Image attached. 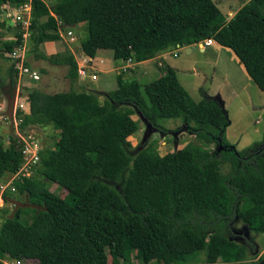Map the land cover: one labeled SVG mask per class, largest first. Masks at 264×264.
<instances>
[{
    "label": "trees",
    "instance_id": "obj_1",
    "mask_svg": "<svg viewBox=\"0 0 264 264\" xmlns=\"http://www.w3.org/2000/svg\"><path fill=\"white\" fill-rule=\"evenodd\" d=\"M30 4L28 53L53 65H67L70 82L77 66L70 51L44 54L39 46L60 39L61 25L82 23L79 47L92 58L108 49L114 59L140 62L170 48L211 39L227 47L250 81L264 94V0H248L224 20L212 0H0ZM0 22V27H3ZM8 28L6 27V30ZM3 41L6 50L20 42ZM10 83L16 69L9 66ZM115 88L101 102L87 91L45 93L28 89L20 123L58 129L52 149L39 154L37 173L13 182L35 207H17L0 223V253L36 264H112L129 255L143 263L185 264L205 250V264H242L254 244L235 242L232 222L264 232V139L237 151L224 139L225 111L203 93L194 101L171 67L141 84L116 75ZM136 111L154 129L179 119L202 143L159 155L151 142L133 154L126 137L137 129ZM215 144L217 150L205 146ZM22 142H0V177L22 164ZM227 163L225 174L219 170ZM45 180L66 190L52 193ZM5 199V196L3 197ZM31 211L29 221L19 219ZM220 257L221 260H218ZM246 264H264V256Z\"/></svg>",
    "mask_w": 264,
    "mask_h": 264
},
{
    "label": "rangeland",
    "instance_id": "obj_2",
    "mask_svg": "<svg viewBox=\"0 0 264 264\" xmlns=\"http://www.w3.org/2000/svg\"><path fill=\"white\" fill-rule=\"evenodd\" d=\"M43 1L47 6H50L55 0ZM246 1L248 0H212L222 13L225 21ZM5 4H7V9H2L3 4L0 3V22L4 24L3 27H0V142L2 145H7L10 137H17L27 152L24 154L25 158L21 166L15 173L4 174L0 177V223L4 218L13 215L14 210L17 208L10 200L19 202L25 200V195L17 192L13 182H26L37 173L39 161L34 163L29 159L31 151L35 149L39 157L40 153L52 149L58 138V129L51 124L28 123L20 126L24 116L29 112L28 89L36 88L46 93L70 89L87 91L93 93L97 100L101 102L106 98V93L115 88L116 75H119L123 80L135 78L143 84L162 73L161 65L155 61L148 68L154 74H142L141 77H137L136 72H134V65L129 60L121 62L119 59H114L108 49H97L92 58V64L91 61L87 62L83 68L81 65L83 53L79 44L85 35V30L83 24L79 23L74 26H59L60 39L55 41L54 48H51L55 50L54 53L63 50L70 51L74 56L77 69L83 68L85 74L81 76L77 71V78L75 81L70 82L66 76L67 65L53 66V64L36 59L31 53H28L30 48L28 43L30 3L25 2L15 5L14 3L5 2ZM10 10L19 12L20 20L26 23L16 22L10 15L5 18L3 13ZM16 25L19 26L20 30L22 29L20 35L22 39L20 38L21 41L11 48L12 51H15V54H11L12 51L6 50L2 43L3 41L15 40L18 32ZM68 30L69 32H67ZM202 45H205V43L202 42ZM184 48L180 47L175 52H171L172 55H177L173 63L179 68L177 73L179 83L194 101L199 100L203 93L211 97L218 96L221 99L228 120L223 136L228 144L240 151L248 148L252 143L264 139V94L250 79L243 81L240 76V67H238L232 52L228 49L217 50V46L214 44L204 47L203 51L196 44H193L190 53H185ZM39 50L46 55L51 54L46 53L42 45L39 46ZM11 65L16 69L13 83H10L12 75L10 76L9 66ZM20 66L23 69L27 68L28 72L19 70ZM46 68L48 70L43 75L41 71L43 69L46 71ZM31 72L34 75H29ZM90 74H95V78H90ZM36 78L40 80V83ZM35 80L38 84L34 82ZM231 85H234L235 92L231 91ZM131 118L137 121L136 131L126 137L130 144V147L126 150L131 154L139 150L142 145L151 142L159 155L177 150L187 143L202 146V143L188 132L187 127L179 119L160 120L161 125L165 128L161 131L153 129L151 126L149 128L147 122L143 121L136 110ZM205 148L217 150L218 146L209 144ZM228 169L229 165L227 163L220 164L219 170L222 174H225ZM45 184L52 193L62 198L65 196L66 190L57 183L45 180ZM30 215L31 211L29 210L21 212L19 219L29 221ZM231 226L233 234L237 236L234 238L235 242L240 243V237H245L254 244V252L248 251L247 259L241 262L242 264L264 256V232H251L237 219L232 222ZM106 254V264H112L107 249ZM117 260L118 264L125 261L121 258H117ZM218 260H221L220 257ZM15 262H17L16 264H36L34 259L12 258L7 253H0V264H15ZM124 264L154 263H143L132 252ZM185 264H205V250L194 251Z\"/></svg>",
    "mask_w": 264,
    "mask_h": 264
},
{
    "label": "crops",
    "instance_id": "obj_3",
    "mask_svg": "<svg viewBox=\"0 0 264 264\" xmlns=\"http://www.w3.org/2000/svg\"><path fill=\"white\" fill-rule=\"evenodd\" d=\"M2 4H5V3H2ZM216 45L217 46V50L218 49H228L227 47H223L219 44H217L215 41H212V43L210 45ZM54 45H55V41H47V42H44L42 43V47L43 49L46 51V53H54L55 50L51 49V48H54ZM193 45V44H192ZM192 45H189L187 47H181V48H184L183 50L185 51V53H190L191 52V46ZM196 45L198 46V48L203 51L204 50V47H208L210 45H202V42H199V43H196ZM41 46V45H40ZM180 47H176V48H170V49H166L164 51H161L159 52L157 55H155L154 57L150 58V59H147V60H143V61H140V62H131L129 61L130 63H132L134 65V72H136V76L137 77H141L142 74H152L153 72L151 71V69H148L149 66H151L152 62H155L157 61L159 65H161L160 67L162 68L164 65H168L169 67H171L175 73V76L178 80V77H177V73H178V67L176 65H174V59H175V56L177 55H172L171 52H175L176 50H178ZM229 51H231L230 49H228ZM232 52V51H231ZM233 54V53H232ZM234 55V54H233ZM235 61L238 63V67H240V76L241 78L243 79V81L245 82V80H249V77L248 75L246 74L243 66L239 63L238 59L236 58V56L234 55L233 56ZM93 58V57H92ZM92 58H91V64H92ZM42 61V59H40ZM121 62L124 61V60H121L119 59ZM163 62V63H161ZM129 65V63H128ZM29 66V65H28ZM48 66V65H47ZM50 66V64H49ZM54 66V65H53ZM30 67V66H29ZM53 68V67H52ZM48 68H46V71L43 69L41 72L42 74L44 75L46 72H47ZM148 72V73H147ZM154 74V73H153ZM37 79V78H36ZM135 79V78H134ZM39 79H37L38 81ZM138 80V79H136ZM37 81L35 80L34 82L36 84ZM40 83V80L38 81ZM179 82V80H178ZM34 87V86H33ZM234 85H231V91H234ZM31 89H36V88H31ZM38 90V89H37ZM40 90V89H39ZM42 91V90H40ZM43 92V91H42ZM235 92V91H234ZM46 93V92H45ZM54 93V92H53ZM50 94V93H49ZM214 99H216V101L221 105L223 106V102L221 101V99H219L218 96H213ZM249 100H250V97H249ZM223 110H224V107H222ZM226 114V112H225ZM143 119V118H142ZM143 121L146 123V121L143 119ZM154 129V128H153Z\"/></svg>",
    "mask_w": 264,
    "mask_h": 264
},
{
    "label": "built area",
    "instance_id": "obj_4",
    "mask_svg": "<svg viewBox=\"0 0 264 264\" xmlns=\"http://www.w3.org/2000/svg\"><path fill=\"white\" fill-rule=\"evenodd\" d=\"M2 9H7V4H3L2 5ZM3 15H4V17L6 18V17H8L9 15L10 16H12L15 20H16V22H19V23H23V24H25L26 22H24V21H21L20 19H21V16H20V14H19V12H14L13 10H10L9 12L7 11V12H4L3 13ZM25 15V14H24ZM22 25V24H21ZM23 26V25H22ZM22 30V29H21ZM66 32V31H65ZM67 32H69V30L67 31ZM22 39V38H21ZM71 40H72V38H71ZM21 41V40H20ZM213 40H211V39H205V40H203L202 42L203 43H205V45H209L211 42H212ZM12 51V50H11ZM11 54H15V51L13 50L12 52H11ZM83 57L81 58V62H82V66H83V68L85 67V64L87 63V62H90L91 61V58L90 57H88V56H86V55H82ZM84 64V65H83ZM83 68H80V69H77V71H78V74L79 75H81V76H83L84 74H85V72H83ZM23 70V71H25V72H28V69L26 68V69H23V68H21V66L19 67V70ZM34 75V73L33 72H31V73H29V75ZM90 76V78H95V74H90L89 75ZM21 152H22V154H23V159L25 158L24 157V154H26V149L24 150V146L22 147V150H21ZM39 157H38V155L36 154V152H35V149H33L32 151H31V155H30V157H29V159L32 161V162H38L39 161V159H38ZM17 262H15V264H16Z\"/></svg>",
    "mask_w": 264,
    "mask_h": 264
},
{
    "label": "water",
    "instance_id": "obj_5",
    "mask_svg": "<svg viewBox=\"0 0 264 264\" xmlns=\"http://www.w3.org/2000/svg\"><path fill=\"white\" fill-rule=\"evenodd\" d=\"M187 47V46H186ZM148 124V123H147ZM149 125V124H148ZM150 128V125H149ZM14 205L15 208L16 207H35V208H39L38 206L34 205V204H30L27 202V200L25 199L24 202H19L17 200H10Z\"/></svg>",
    "mask_w": 264,
    "mask_h": 264
}]
</instances>
